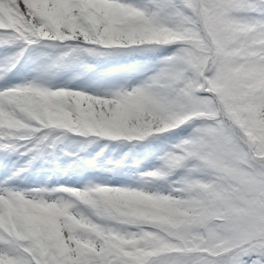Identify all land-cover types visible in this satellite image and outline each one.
Returning <instances> with one entry per match:
<instances>
[{"label": "snow or ice", "instance_id": "obj_1", "mask_svg": "<svg viewBox=\"0 0 264 264\" xmlns=\"http://www.w3.org/2000/svg\"><path fill=\"white\" fill-rule=\"evenodd\" d=\"M0 264H264V0H0Z\"/></svg>", "mask_w": 264, "mask_h": 264}, {"label": "rangeland", "instance_id": "obj_2", "mask_svg": "<svg viewBox=\"0 0 264 264\" xmlns=\"http://www.w3.org/2000/svg\"><path fill=\"white\" fill-rule=\"evenodd\" d=\"M76 186H78V187H79L80 185L78 184V185H76Z\"/></svg>", "mask_w": 264, "mask_h": 264}]
</instances>
